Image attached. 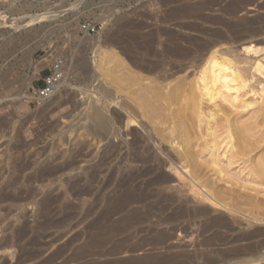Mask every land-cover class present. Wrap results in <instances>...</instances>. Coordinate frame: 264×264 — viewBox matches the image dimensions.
<instances>
[{
  "label": "bare ground",
  "instance_id": "obj_1",
  "mask_svg": "<svg viewBox=\"0 0 264 264\" xmlns=\"http://www.w3.org/2000/svg\"><path fill=\"white\" fill-rule=\"evenodd\" d=\"M217 1L203 0L196 6L187 5L186 1L169 10L167 18L162 21L179 28L180 32L159 28L157 36L147 40L148 36L140 31L143 25L127 23L105 39L102 46L98 43L99 55L94 64H78L76 67L82 75L95 69L101 85L99 83L100 92L96 91L100 96L86 97V91L78 93L83 97L79 102L76 99V107H73L79 110L84 106L85 119L80 129L76 127L83 130L82 133L75 129L79 134L74 137L73 148L60 152L51 151L52 146L51 149L47 147V152L50 149L52 153L45 156L46 159L44 154L40 156L44 158L43 162L40 163V159L35 161L34 157L33 161L30 159L32 162L28 159L29 162L16 165L17 177L30 169L34 171L31 176L26 172L30 177L22 186L27 189L29 184L36 182L39 189L36 185L34 187L38 192L41 189L39 193L52 190L55 185L60 196L63 189L65 195L78 192L81 198L82 195L95 196L94 201L90 200L93 203L86 204L87 201L82 199L80 202L83 210L91 204L86 210L88 215L100 212L92 223L94 232L87 237V244L73 252L63 264H264V39L257 44L254 41L244 43L242 52H238L243 54L238 55L233 48H226L229 41L226 34L218 31L213 40L204 41L185 33H202L196 25L180 21L204 7H216ZM245 1L231 0L220 11L234 17ZM196 17L223 26L232 33L237 29L255 36L264 33V29L259 30L258 26L264 23L262 17L241 19L236 25L218 17L208 18L201 14ZM115 45H125L133 64H125L111 49ZM154 46L160 51L155 56L157 61L154 58L156 63L149 64ZM198 57L202 59L196 63ZM28 77L23 91V97L28 96L27 104L32 99L30 89L34 75ZM67 82L68 75L64 73L54 95L48 99L57 95L58 102L52 111L68 103L60 95ZM51 127L49 131L53 129ZM122 130L126 134H122ZM70 142L73 143V139ZM104 142L106 148L100 154L95 144ZM82 164L85 167H81ZM235 165L240 168L237 174L233 169ZM2 170L0 168V174ZM66 174L71 180L67 183L62 180ZM12 177H8L0 191V208L5 204L11 207L20 204L16 191L24 189L18 185L20 179ZM58 183L61 186L57 187ZM57 194L43 198L44 215H39L40 220L41 216L48 220V216L50 219L67 208L61 203L58 205L63 197ZM115 217L117 220L112 221ZM45 221L35 220L34 226L19 220L9 224L11 227L7 233L2 231L5 236L0 239V249L3 252L5 249L6 254L9 248L13 252L11 248L23 241L27 240L28 246L35 244L40 233L51 224ZM136 225L141 226L138 233L144 234L138 243L129 247L125 246L126 240H116L125 229ZM112 243V248L105 247ZM62 247L67 249L68 246H61L60 250L55 248L57 252L50 253V257L39 263L35 261L43 254L40 250L29 251L24 259L18 258L20 262L14 261L19 264H56V260L65 255ZM124 253L134 256L115 263L103 260ZM95 256L104 263L87 260Z\"/></svg>",
  "mask_w": 264,
  "mask_h": 264
},
{
  "label": "rangeland",
  "instance_id": "obj_2",
  "mask_svg": "<svg viewBox=\"0 0 264 264\" xmlns=\"http://www.w3.org/2000/svg\"><path fill=\"white\" fill-rule=\"evenodd\" d=\"M172 1L173 0H0V79H1L0 80V84H1L0 85V129L4 127L3 128L4 131H2L3 129L0 130V157H1L0 158V166H1L0 168L3 169L0 174L1 175L0 176V191L3 189L4 183L8 181L9 178L11 179L12 175H13L12 178L17 177L16 175L17 173H15L14 171L16 168V165H20L24 162H29L30 159L33 161L35 158H36L35 161L40 159L39 160L40 162L44 158L46 159L48 155L52 153L50 152V149L52 147H53L52 148L53 150L51 149V151L56 150L60 152L63 151L64 149L66 151L68 149L70 150L71 148H73V145L75 143L74 140H76L79 134L78 131H80L78 129H80V126H82V124L84 123V119H85V113H84L85 111L82 110L84 106L82 108L80 107L81 109L79 108V110L78 108L76 109L73 107V106L76 107L77 102L81 101L82 99L81 96L83 97V95L81 94L78 95V93L86 91L87 93L84 92L85 94H87L86 97L92 96L94 94L95 95L93 97L100 96V93L96 91L98 89V91L100 92V85H101V82H98L101 80L97 79L99 76L97 73H95V69H91V71L88 72V74L82 75L79 72V70L76 69V67L77 68L79 67L78 64H89V63L94 64L93 61L99 55V52H97V46H99L100 44L98 45V43H101V46H102L109 36L116 34L119 31L120 26L127 24V23H133V25L135 26L138 25V23L139 25L141 24V26L143 25L144 27H141L140 31H142L143 34L148 36L147 40L154 39L152 38V36L154 37L155 35L156 37L158 34V31H160L161 28L162 30L166 28L168 29L172 28L171 30L180 32L179 28H177L178 29L177 30L175 29L176 27L174 26L170 27L171 26L170 24L163 22L167 18L170 12L169 10L173 9V7L175 8V7L181 6L187 2H188L187 5L190 4L192 6L193 5L196 6L198 5V3L202 2L203 0L202 1L201 0H185V1L183 0L184 2L182 0H178V1L174 0L175 3L174 1L173 2ZM211 1L215 3L217 0H210V3H212ZM230 1L231 0H218L217 1L218 5L216 7L214 6L212 7V9L211 7L210 8L204 7L205 9L199 12L195 11L190 15V17L182 19L180 21L183 23L196 25L202 31V33H196V32L190 33L189 31L188 32L185 31V33L191 34L193 37H197L200 39L202 38V40L204 41L211 40V39L213 40L214 34L218 31H220V33L222 34L223 33L226 34L225 37L229 39V41L226 44V48L228 47L231 49L233 48L232 50H235V52L237 51L238 55H242L243 53H238V52H242L241 46L244 43L249 42V41H254L256 42L255 44H257L259 41H262L264 39V33L262 34V32H260V34L255 36L252 33H249L243 29H237L235 33L234 32L232 33V32H229V30L223 26L213 25V24L207 23L204 20H200L196 17L200 14L208 18L218 17V18H222L226 22L233 24V25L234 24L236 25L237 24L236 22H238L241 19L253 20L254 18H257V17L264 18V9H261V7L264 6V0H250V2L249 0H246L244 4L241 6V8L238 10L237 14L234 15V17L232 15H228L220 11L221 8L226 7L225 5H227ZM175 4L176 6H174ZM85 24H90L93 28H95V32L89 34L85 30H83L82 27ZM145 26L147 27L145 28ZM258 26H259V30L264 29V23H262L261 26L260 24ZM150 32L153 34L151 35ZM95 43L97 44L95 45ZM156 46H158V44ZM156 46H154V49L156 50V51L154 50L155 54L153 53L149 57L152 60V61L149 60V64L151 62L156 63L157 61L155 56H157V53L160 51V49H157L158 47ZM111 49H113L114 52L117 53V55L125 61V64H133L131 60L132 57L129 51L127 50V48L125 47V45H115V46H112ZM154 58L156 61L154 60ZM58 59L63 60L64 62L63 70H64V73L68 75L67 87L62 88L61 91L63 93L60 94L61 96L62 95L64 96V99L68 100V103H66L61 108L54 110L55 112L52 110L56 107L55 102H58V99L56 98L57 95H55L52 99L41 103L40 106H38L37 104H30V102H28L27 104L26 98L28 96L26 95L27 97L26 96L23 97L25 95L23 91L26 87L25 85H27V82H28L27 77L28 76L32 77L34 75L33 87H36V88L41 87L44 83L43 80L51 73L54 62ZM201 59L202 58H199V57L196 58L195 60L196 63L197 62L199 63ZM65 63L68 64L67 68L65 67ZM6 70L8 71L10 70L11 72L10 71L8 72ZM75 70L78 72H76ZM87 75H89L90 77ZM4 76H7V77H4ZM30 77H28V79ZM79 88L81 91L79 90ZM81 88L83 89V91ZM73 99L75 100V102H73ZM76 99H77V102H76ZM70 101L73 103H71ZM84 102H85V99H84ZM70 110L73 115L69 112ZM72 110L73 111L75 110V111L73 112ZM50 111H52V114ZM64 112L67 114L69 113L70 117H68L67 114H65ZM61 116H63L64 118L62 117V119H60ZM50 117L54 119L52 120V118L50 119ZM56 122L58 123L56 124ZM54 123L56 124L57 127H59V128H56L59 131L55 130ZM49 127L53 129L49 131L48 130ZM76 127H78V129ZM69 129H71V131ZM75 129L78 131L75 132L76 131ZM60 130L62 131V133L65 132L64 130H67L69 132L66 131L65 133L62 134L60 133L61 132ZM82 131L83 130L80 131V134L82 133ZM67 133L69 135L70 133H73L74 135L72 134L73 136L70 135L71 136L70 137ZM122 134H126V132L124 133V131L122 130ZM19 136L20 137L22 136L23 138L22 137L20 138ZM66 136L68 138H72L73 143L70 142V140L72 141V139L69 140L68 138H66ZM28 139H30V141ZM65 141L67 142V144ZM106 144L107 143L105 142L99 145L95 144V148L97 146L96 149H98L101 154L102 152H104V149L106 148L105 146ZM16 146L19 147L20 149L17 148ZM47 147L50 148L49 152H47L48 150ZM101 147L103 151L102 150L100 151ZM8 148L10 150L12 149L13 150L10 151ZM17 151L20 153H18ZM37 152H39L40 154L38 153L39 155H37L36 154ZM45 152L48 154L45 155ZM25 153H27L28 155ZM43 154H44V158L42 159L40 158V156L43 157ZM7 155L9 156V159ZM29 155L33 156V158L30 157ZM20 157H21V161H20ZM31 160L30 162H32ZM80 166L85 167L84 164ZM233 169L236 171V174L240 172V168L238 165H235ZM32 171L33 170L30 169V171L28 172L26 171V172L28 173V175H30ZM26 172L23 173V174H26L25 177H23L24 176L23 174L22 176L19 177L18 175L17 177L20 179L19 181L21 182V183L19 182L18 185L25 190V191L24 190L20 191L18 189V191H16V194L20 195V197H18L17 195V198L19 200L18 203L22 204V206L20 204L19 205L15 204V206L11 207V205L5 204V205H2V207L0 208V212H1L0 216L1 217L4 216L2 218L0 217L1 218L0 219L1 220L0 221V234L2 235V236L0 235V239L5 236V233H7V230L9 229V227H11L9 226V224L13 225L15 221L17 220L24 221V222L26 221L27 223H30L33 226H34L35 220L44 222L45 220L43 218H45V216L44 217L41 216L42 217L41 220L39 219L40 218L39 215H44V212H43L44 209H43V206H41L42 205L41 203L44 201L43 198L46 199V197H48L50 192L52 196L57 193L60 194L59 192H56L57 190L55 189V185L54 187H52V190L43 189L44 191L41 193H39L41 189L39 190V192L37 191L39 187H38V183L36 182L35 183L32 182L31 186L29 184L28 189L27 187L26 188L23 187L25 186L24 183H27L25 181L26 180L28 181L27 178H29L32 175L31 174L29 177H27L28 175ZM66 175L63 176L65 178L62 179L65 183L71 181L70 176L69 175L66 176ZM66 177L68 178L66 179ZM22 184L24 185L22 186ZM34 185H36L35 187H37L38 189L37 188L35 189ZM58 185L61 186L60 183L56 184L57 187ZM39 186L41 185L39 184ZM46 191L49 193L47 194ZM54 191L56 193H54ZM64 192L65 190L63 189L61 196L57 194L58 196H60V198L63 197V199L61 198L59 200L58 205L63 204L64 208L67 206L68 209L65 208L66 209L65 212H64L65 210L64 209L63 212H59V213L57 212V214H53L52 217L50 216L51 220L49 219V216H48V220L45 218L46 221L47 222L50 221L49 224L50 223L51 224L48 225L44 231H42L45 235L42 232L40 233V237L37 238L36 240L37 242L35 244L28 246L26 245L27 240L25 242L23 241V243L21 242L20 244L14 245V247L11 248L13 249V252L9 248L6 254H5V249H4V252H3V249L2 250L0 249L2 251V253L0 254V260H1L0 263L2 262L1 264H7V262L8 264H19L17 262H20V260L24 259L25 258L24 255H26V253H28L29 251L38 252L40 250L39 252H42L43 254L37 261H35V263H39L41 262V260L43 261L47 257H50L52 254L57 252L56 250L58 248L61 249V246H65L67 244L68 246L67 249H65L66 247H62L63 255L64 253L65 255L56 260V264L57 263L63 264L65 259L67 260L68 257L72 256L71 254H73V252H75L78 248L80 249L81 246H85L87 244L88 242L87 237L89 236L90 238L91 236L90 234L94 232V230L92 232V229H93L92 223L94 222L93 220L97 219L98 213L100 212L94 213L92 214V216L91 214L88 215L86 213V210L88 209L87 207L90 206L91 204H88L85 207V210H83L80 208V204H81L80 202H82V200L83 201L85 200V202L87 201L86 204L93 203L91 201H94L95 196L93 197L92 195L85 194L86 196L82 195V198H81L80 194L78 195V192L77 193L73 192L74 194L72 193L71 195L66 194L67 196L65 195ZM25 195L27 196L25 197ZM89 196H91V198L92 199L94 198V199L92 200ZM29 198H32V199H29ZM77 200L79 201L77 202ZM68 204H69V207H68ZM71 206L73 207V209ZM115 220H117V217L113 218L112 221H115ZM6 221L7 223H5ZM1 222L3 223L1 224ZM145 225L147 226L148 224L146 223ZM140 229H141L140 225H136L132 228L125 229L123 234H121V236H118L116 240H126L125 246H129V247L133 246L136 243H138V241H140V239L144 235L141 232L138 233ZM2 231L4 232L6 231V232L2 233ZM62 233H65V234L62 235ZM51 234L52 236H49ZM77 234H79V236L81 237H79ZM177 235H180V233L177 232ZM58 238L60 239V241H58ZM73 238H76V239L74 240ZM51 245L53 246L51 247ZM24 246L25 247L27 246L29 248L27 247L24 248ZM112 246H113V243L107 244L105 247L107 249H110L112 248ZM47 248H50V249H47ZM35 249L36 250L38 249V250L35 251ZM133 256L134 254L124 253L118 256L111 255L103 260L105 262L108 261V262L115 263L116 260L128 259ZM14 260L17 262H15ZM87 260L94 261V262L99 261L97 256L88 258ZM85 261L86 260H84V262ZM99 262L104 263L102 259ZM35 263L33 262L32 264H35ZM74 264H80V262L74 263Z\"/></svg>",
  "mask_w": 264,
  "mask_h": 264
},
{
  "label": "built area",
  "instance_id": "obj_3",
  "mask_svg": "<svg viewBox=\"0 0 264 264\" xmlns=\"http://www.w3.org/2000/svg\"><path fill=\"white\" fill-rule=\"evenodd\" d=\"M82 29L89 34L95 32V28L90 24H85ZM63 64L64 62L62 59L56 60L51 73L43 80V85L38 88L32 87V89H30V94L32 95L30 104H37L40 106L41 103L47 101L54 95L56 86L61 81L64 74Z\"/></svg>",
  "mask_w": 264,
  "mask_h": 264
}]
</instances>
